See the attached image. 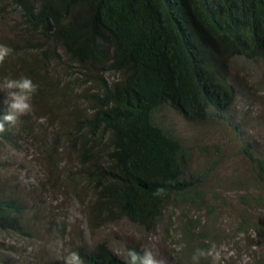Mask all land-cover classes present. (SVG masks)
Returning <instances> with one entry per match:
<instances>
[{"label": "trees", "instance_id": "16d2710c", "mask_svg": "<svg viewBox=\"0 0 264 264\" xmlns=\"http://www.w3.org/2000/svg\"><path fill=\"white\" fill-rule=\"evenodd\" d=\"M0 10L13 18L11 32H0V45L11 49L0 79L25 76L38 86L33 114L51 99L79 106L67 134L77 163L69 169L89 188V220L106 213L153 228L171 200L211 177L226 145L195 146L168 110L191 127L229 122L231 143L251 165L249 183L263 185L264 150L230 122L239 95L233 60L264 63V0H0ZM27 117L6 124L0 140L21 136ZM26 209L0 187V233L29 235ZM76 241L71 251L84 264H124L105 241ZM5 248L0 243V264L10 260Z\"/></svg>", "mask_w": 264, "mask_h": 264}, {"label": "rangeland", "instance_id": "374dc122", "mask_svg": "<svg viewBox=\"0 0 264 264\" xmlns=\"http://www.w3.org/2000/svg\"><path fill=\"white\" fill-rule=\"evenodd\" d=\"M5 14L0 10V32L6 33L11 32L13 18ZM231 68L239 95L230 123L240 128L243 139L264 150V63L238 57ZM67 99H51L45 110L38 108L34 114L30 109L23 134L13 142L0 140V187L28 205L29 229V235L0 233V243L6 245L2 254L10 258L5 264H63L62 257L78 238L91 246L105 241L121 257L130 244H138L150 249L160 264H192L196 248L205 251L199 264L261 263L264 182L249 183L251 165L240 143H231L234 133L229 122L191 127L168 110V121L195 146L226 145L211 177L171 200L153 228L126 218H109L106 213L89 220L84 193L89 188L83 179L73 180L69 169L74 170L77 163L68 149L67 134L75 131L73 109L79 106ZM55 141L59 149L53 151ZM215 150L211 149L210 158ZM202 165L206 163L198 166Z\"/></svg>", "mask_w": 264, "mask_h": 264}, {"label": "clouds", "instance_id": "9594fccd", "mask_svg": "<svg viewBox=\"0 0 264 264\" xmlns=\"http://www.w3.org/2000/svg\"><path fill=\"white\" fill-rule=\"evenodd\" d=\"M10 52L9 47L0 45V62H3ZM37 87L30 78L25 76L0 79V94H2L4 105L3 114L0 115V131H3L6 124L14 125L20 116L30 111V100L37 91ZM204 256V250L194 249L190 257L192 264H199ZM62 262L63 264H84L77 251L68 252L62 257ZM123 262L124 264H160V261L154 257L153 252L144 247H141L139 252L133 249L127 250Z\"/></svg>", "mask_w": 264, "mask_h": 264}, {"label": "bare ground", "instance_id": "6f19581e", "mask_svg": "<svg viewBox=\"0 0 264 264\" xmlns=\"http://www.w3.org/2000/svg\"><path fill=\"white\" fill-rule=\"evenodd\" d=\"M29 206L31 207V205L29 204Z\"/></svg>", "mask_w": 264, "mask_h": 264}]
</instances>
